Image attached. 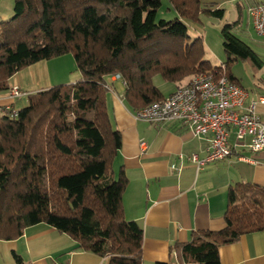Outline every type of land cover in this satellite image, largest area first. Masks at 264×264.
<instances>
[{
	"label": "trees",
	"instance_id": "trees-1",
	"mask_svg": "<svg viewBox=\"0 0 264 264\" xmlns=\"http://www.w3.org/2000/svg\"><path fill=\"white\" fill-rule=\"evenodd\" d=\"M169 1L181 18L158 19L162 0H15L14 16L0 22V91L10 90V78L25 67L67 53L82 78L28 93L29 103L14 107L16 117L0 114L1 240L46 223L108 264H142L144 229L126 218L128 179L123 170L117 178L113 172L122 133L108 111L109 79L120 74L125 103L135 112L166 97L153 81L156 74L178 88L196 74L221 69L202 58L201 37L191 41L183 21L199 18L201 0ZM223 34L230 80L236 81L235 60L255 71L263 66L233 25ZM224 218L223 228L198 230L177 243L179 264H222L221 245L264 230V186L232 184Z\"/></svg>",
	"mask_w": 264,
	"mask_h": 264
},
{
	"label": "crops",
	"instance_id": "crops-1",
	"mask_svg": "<svg viewBox=\"0 0 264 264\" xmlns=\"http://www.w3.org/2000/svg\"><path fill=\"white\" fill-rule=\"evenodd\" d=\"M262 43L261 51L254 50L264 61ZM253 71L254 82L247 86L233 74L249 93L247 103L253 97L264 98V64ZM109 81L108 111L122 133L113 172L117 178L123 170L128 179L123 195L126 218L138 221L144 229L142 264H179L177 243L189 241L195 231L218 230L226 225L224 214L232 184L253 182L264 186V149L242 147L225 159L198 165L190 158L196 153L205 160L209 138L194 135L180 121L151 123L136 119L125 103L122 79L111 76ZM24 83L17 79L9 82L10 88L18 86L26 92L19 99L29 92L22 88L29 83ZM167 86L166 90L160 88L165 96L176 88L174 83ZM18 98H10L9 90L0 91V114L1 107L8 104L19 109ZM257 112L264 118V101L258 102ZM142 140L147 148L141 146ZM15 253L25 264H108L107 257L83 249L72 236L46 223L27 227L20 238L0 239V264H19ZM219 253L222 264H264V230L221 245Z\"/></svg>",
	"mask_w": 264,
	"mask_h": 264
},
{
	"label": "built area",
	"instance_id": "built-area-1",
	"mask_svg": "<svg viewBox=\"0 0 264 264\" xmlns=\"http://www.w3.org/2000/svg\"><path fill=\"white\" fill-rule=\"evenodd\" d=\"M249 13L256 32L264 39V3L250 6ZM220 67L213 72L194 75L163 100L154 101L134 112L136 119L151 123L180 121L194 135L209 138L205 160L196 153L190 158L198 165L225 159L242 147L253 151L264 149V118L257 112V104L264 98L258 100L253 97L247 103L248 91L230 80L226 65L221 64ZM114 77L121 78L120 74ZM24 94L26 92L18 86L9 90L13 99ZM1 110L3 114L18 115V110L9 104ZM141 146L147 148V142L142 140Z\"/></svg>",
	"mask_w": 264,
	"mask_h": 264
},
{
	"label": "rangeland",
	"instance_id": "rangeland-1",
	"mask_svg": "<svg viewBox=\"0 0 264 264\" xmlns=\"http://www.w3.org/2000/svg\"><path fill=\"white\" fill-rule=\"evenodd\" d=\"M201 2L202 9L199 18L197 20L185 18L183 21L188 26L191 41L196 37H201L204 47L203 59L210 61L213 65H226L229 55L224 49L223 29L227 24L233 25V32L239 38L254 47V49L261 51L264 39L255 30L249 7L256 3H264V0H201ZM14 7L15 0H0V22L14 16ZM217 9H223L224 14L218 16L212 13ZM175 18H181L178 11L169 0H162L158 19L172 20ZM238 20L241 21L236 24ZM230 67L235 77L244 85L247 86V84L254 82L255 73L249 62L241 59L235 60ZM81 78L82 73L73 54L67 53L27 66L12 76L9 82L11 83L13 79H17L22 83L27 82L29 85H23L22 88L31 93L41 90L40 88L75 83ZM68 80L70 82H67ZM153 81L162 90L165 89L166 85L169 87L172 84L164 80L160 74H156ZM164 84L166 85L164 86ZM28 103L29 98L26 96L23 99L18 98L16 106L22 108Z\"/></svg>",
	"mask_w": 264,
	"mask_h": 264
}]
</instances>
